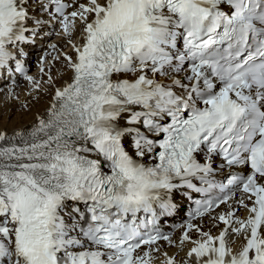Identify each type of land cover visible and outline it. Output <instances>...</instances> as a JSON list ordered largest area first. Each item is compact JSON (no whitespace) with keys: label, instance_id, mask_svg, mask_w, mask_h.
I'll return each mask as SVG.
<instances>
[{"label":"snow or ice","instance_id":"obj_1","mask_svg":"<svg viewBox=\"0 0 264 264\" xmlns=\"http://www.w3.org/2000/svg\"><path fill=\"white\" fill-rule=\"evenodd\" d=\"M0 85V264H264V0H0Z\"/></svg>","mask_w":264,"mask_h":264},{"label":"bare ground","instance_id":"obj_2","mask_svg":"<svg viewBox=\"0 0 264 264\" xmlns=\"http://www.w3.org/2000/svg\"><path fill=\"white\" fill-rule=\"evenodd\" d=\"M83 2V0H82ZM52 43H57L59 48H62L64 51H69V48L66 46L65 42L61 40L59 36L52 35V38L50 39V42L48 44ZM48 51L51 53V55L48 56V59L51 60L53 56H56L59 54V52H52L51 49H48ZM44 51L42 50L41 47H36L35 50L32 52L33 57L28 59L29 65L32 67L30 71V75L36 76L37 79H41V75L39 73V70L36 66L37 60L41 55H44ZM61 66L59 63L54 64L53 67V76H56V71L59 69ZM44 79H47L45 76ZM2 87V85H1ZM28 88L27 82L24 81L23 79L19 80V87L16 89V91L20 94L21 99L24 98L26 95V90ZM48 99V96H42L41 100L39 103L35 104L33 107V112H35L38 109H42L46 101ZM3 103V94L0 93V104ZM32 119V113H21L19 111L14 112L13 119L11 121H8L7 124H5V121L2 116H0V127H8L9 130L12 129L14 126H19L20 124H25L29 123ZM182 228L176 230L173 233V238L177 239L179 238L181 234ZM161 246L164 251L168 252L170 255L175 254L177 255V259H179L180 256H183V252L177 247V246H168L166 242H161ZM187 247V246H186ZM186 250V248H185ZM164 259L163 255L161 254L159 258L155 261V264H160V262Z\"/></svg>","mask_w":264,"mask_h":264}]
</instances>
